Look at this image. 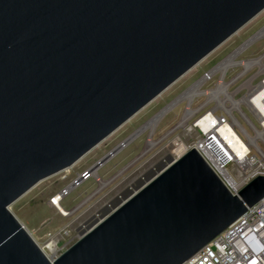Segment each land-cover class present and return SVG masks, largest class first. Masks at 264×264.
Wrapping results in <instances>:
<instances>
[{"label": "water", "instance_id": "95a60500", "mask_svg": "<svg viewBox=\"0 0 264 264\" xmlns=\"http://www.w3.org/2000/svg\"><path fill=\"white\" fill-rule=\"evenodd\" d=\"M264 0H0V264H183L264 198L195 149L156 165L50 260L9 207L71 168Z\"/></svg>", "mask_w": 264, "mask_h": 264}, {"label": "rangeland", "instance_id": "374dc122", "mask_svg": "<svg viewBox=\"0 0 264 264\" xmlns=\"http://www.w3.org/2000/svg\"><path fill=\"white\" fill-rule=\"evenodd\" d=\"M263 27L264 10L71 168L42 180L9 207L38 247L44 250L47 258L54 260L76 243L80 233L100 218L105 207L111 208V202L121 198L125 190H133L136 182L144 180V175L150 170L155 171L158 163L166 162L168 156L176 159L190 150L201 138L193 123L204 114L214 112L220 120L233 122L235 130L243 139L253 136L255 131H262L260 115L246 101L264 81V72L256 65L246 69L241 63L264 58V37L253 41L232 61L227 62L234 61L236 65L215 68ZM199 81L198 94L187 95L179 100L151 135L147 129L137 138L130 139L124 150L96 171L97 177L85 181L63 200L61 206L72 212L69 216H62L50 204L51 197ZM220 82L224 83V89L219 87ZM228 95L232 100L240 101V104L231 106ZM149 141L153 144L151 147L148 146ZM250 149L251 153L247 157L249 166L241 168L238 164H232L229 166L231 173L251 175L264 172V134ZM102 182L106 183L105 187L100 186ZM49 242L55 244L53 251L45 249Z\"/></svg>", "mask_w": 264, "mask_h": 264}, {"label": "built area", "instance_id": "2783aa9c", "mask_svg": "<svg viewBox=\"0 0 264 264\" xmlns=\"http://www.w3.org/2000/svg\"><path fill=\"white\" fill-rule=\"evenodd\" d=\"M207 114L212 119L220 120L214 112V115H212V112ZM203 118L204 116H201L193 123V127L201 134V138L191 149L197 151L224 187L232 195H237L246 184L256 176L264 175V172L251 175L231 173L229 166L236 163L233 161L230 153L220 143H212V140L209 138L211 135H207L212 128L208 132H204L201 126L198 125V121ZM220 121L223 124L229 122L225 119H221ZM208 123L210 122L205 121V124ZM127 140L118 143L104 157L99 159L92 166H96L95 172L91 170V167L68 184L67 187L51 197L50 204L53 207H57V203L62 205L63 200L75 189L90 178L97 177L96 171L120 151L124 150L130 142ZM202 143H205L206 146H203ZM55 197H59L56 202ZM42 251L44 253V250ZM183 264H264V198L256 205L247 208L241 217Z\"/></svg>", "mask_w": 264, "mask_h": 264}, {"label": "bare ground", "instance_id": "6f19581e", "mask_svg": "<svg viewBox=\"0 0 264 264\" xmlns=\"http://www.w3.org/2000/svg\"><path fill=\"white\" fill-rule=\"evenodd\" d=\"M264 37V27L258 31L256 34H254L253 37H251L248 41H246L243 45H241L235 52H233L230 56H228L226 59H224L216 68L220 67H227L230 65H236L234 61L227 64V62L232 61L238 54L243 51L247 46H249L253 41L256 39L258 40L259 38ZM262 59L263 57L257 58L255 60H251L246 63H241L244 64V67L250 68L253 67L254 65L258 66L261 72H264V65L262 64ZM239 64V63H238ZM246 65V66H245ZM214 70V71H215ZM223 72V70L221 71ZM223 76V74H222ZM222 79V78H221ZM201 81L196 83L195 85L192 86L189 90L184 92L181 96H179V99H175L171 104L160 110L156 115H154L146 124H144L141 128H139L127 141L130 139H134L136 136H138L140 133L146 131L147 129L150 130V135L154 131V129L157 127V125L161 122V120L164 118V116L171 110L173 109L172 107L176 105L179 100L184 98L187 95H192L197 93L198 94V87ZM219 87L221 89L225 88V85L223 82L219 83ZM216 90H214L215 92ZM213 95V94H212ZM216 96V95H214ZM231 106H238L240 104V101L232 100L230 95H228ZM224 101V100H223ZM243 102V101H242ZM250 106H252L260 115L261 117V128L262 131H255L253 136H245L244 139L237 133L235 130V124L233 122H227V123H222L219 119H212L210 115H204V118L199 120L198 125L201 126V129L204 132H208L209 129L212 128L210 132L207 133V135H211L209 137L212 140V143H220V145L227 150V152L230 153L232 156L233 161L240 165L242 167L249 166V163L247 161L248 155L251 153L250 146L256 142V140L260 139L263 134H264V81L261 83L259 89L255 92V94H252L250 99L246 101ZM245 102V103H246ZM247 105V104H246ZM189 113H191L189 111ZM212 115H214L212 113ZM187 116V113H186ZM187 117L184 118V122H186ZM205 121H208L210 123L205 124ZM216 122V123H215ZM183 123V122H182ZM177 128V127H176ZM173 132V131H172ZM171 134V133H168ZM167 136V135H166ZM150 137V136H148ZM137 138V137H136ZM126 141V142H127ZM153 144L150 143L149 141V147H151ZM203 146H206L205 143H202ZM198 147V146H196ZM96 166L92 167L91 170L95 172ZM264 170V168H263ZM106 183H101L100 186L105 187ZM101 188V187H100ZM59 197H55V202L58 200ZM57 207H54L62 216H69L72 212H69L65 210L59 203L56 205ZM55 247L54 242H49L46 246L45 249L48 251H53Z\"/></svg>", "mask_w": 264, "mask_h": 264}]
</instances>
